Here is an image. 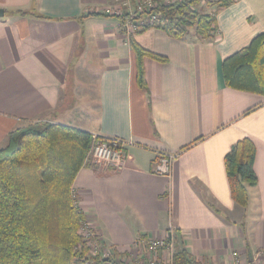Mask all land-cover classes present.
I'll list each match as a JSON object with an SVG mask.
<instances>
[{
	"label": "crops",
	"instance_id": "crops-1",
	"mask_svg": "<svg viewBox=\"0 0 264 264\" xmlns=\"http://www.w3.org/2000/svg\"><path fill=\"white\" fill-rule=\"evenodd\" d=\"M113 5L0 0V148L27 124L119 138L126 143L124 166L86 163L72 185L104 244L125 249L137 237H164L172 229L175 245L198 262L251 261L264 250V96L227 87L221 63L264 32V0H236L205 12L215 19L209 39L194 29L182 39L161 28L127 36L121 19L104 12ZM131 37L165 58H142L143 84L136 80ZM81 70L94 72L92 105L66 89L70 72ZM242 138L255 145L257 178L246 186L244 207L231 197L224 165ZM161 153L176 154L169 176L152 171Z\"/></svg>",
	"mask_w": 264,
	"mask_h": 264
},
{
	"label": "trees",
	"instance_id": "trees-1",
	"mask_svg": "<svg viewBox=\"0 0 264 264\" xmlns=\"http://www.w3.org/2000/svg\"><path fill=\"white\" fill-rule=\"evenodd\" d=\"M215 10L231 3L211 0ZM199 0L156 8L163 19L161 29L182 39L190 29L203 39L215 33V19L201 13ZM26 15L28 11L12 10ZM144 27L138 32L149 29ZM136 59V80L143 84L142 58L165 61L163 56L143 49L131 37ZM221 74L227 87L264 96V32L249 44L223 59ZM98 139L105 137L96 136ZM93 142L92 134L56 123L29 124L8 135L0 148V264H72L78 229L85 216L72 197V185ZM255 145L249 138L236 141L224 156L231 197L240 206L248 203L246 186H254ZM37 171L35 189L27 176ZM173 264L201 263L183 248L175 246Z\"/></svg>",
	"mask_w": 264,
	"mask_h": 264
},
{
	"label": "built area",
	"instance_id": "built-area-1",
	"mask_svg": "<svg viewBox=\"0 0 264 264\" xmlns=\"http://www.w3.org/2000/svg\"><path fill=\"white\" fill-rule=\"evenodd\" d=\"M184 0H114V5L105 8L108 15L121 19V31L127 36L133 35L144 27L161 28L163 19L156 11L162 5H178ZM211 0H199L207 3ZM231 2L236 0H229ZM92 134L90 147L91 162L115 170L125 163V142L115 137L98 139ZM176 154L161 153L153 166V173L169 176L172 161ZM72 189V197L77 199ZM78 205V201H75ZM80 241L74 246L75 256L72 264H173L175 253V231L169 229L164 237H137L129 248L119 249L102 242L96 230L85 219L78 229ZM236 255V253H233ZM234 264H264V250L257 251L251 261Z\"/></svg>",
	"mask_w": 264,
	"mask_h": 264
},
{
	"label": "rangeland",
	"instance_id": "rangeland-1",
	"mask_svg": "<svg viewBox=\"0 0 264 264\" xmlns=\"http://www.w3.org/2000/svg\"><path fill=\"white\" fill-rule=\"evenodd\" d=\"M196 8L201 13H205V12L210 11V13L212 14L216 7L213 4L210 5L208 3H203V4L199 3L196 6ZM211 8H212V10H211ZM81 65H82V68H84V69L88 68V66H83V64H81ZM93 74H94V72H88L85 70H81L79 72H74V73L71 71L70 72V78H69V88H66L67 90L70 91V93H73V91L81 93L82 95H80V96H82V97L80 98V102H87L88 105H89V101L91 102V105L94 104L93 96H91L89 93L90 80L93 79ZM77 80H81V82H77ZM74 83L78 84L79 88L72 87V84H74ZM89 95H90V97H89ZM83 97L86 98V100H83L84 99ZM85 104L86 103H82V106H84ZM27 125H29V124H27ZM27 125H25V126H27ZM90 153L91 152L89 149V151L87 152V155L85 157V160H84L85 164L92 161L91 157H90ZM37 173H38L37 171L31 170L30 174L27 176L26 182H27L28 189L30 191H33L35 189Z\"/></svg>",
	"mask_w": 264,
	"mask_h": 264
},
{
	"label": "water",
	"instance_id": "water-1",
	"mask_svg": "<svg viewBox=\"0 0 264 264\" xmlns=\"http://www.w3.org/2000/svg\"><path fill=\"white\" fill-rule=\"evenodd\" d=\"M4 15V10L3 8H0V17H2Z\"/></svg>",
	"mask_w": 264,
	"mask_h": 264
}]
</instances>
